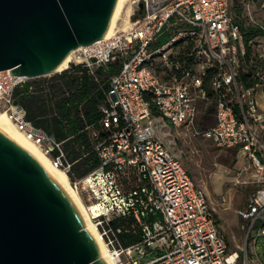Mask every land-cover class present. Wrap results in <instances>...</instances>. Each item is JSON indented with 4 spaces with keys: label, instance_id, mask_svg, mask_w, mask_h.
I'll return each instance as SVG.
<instances>
[{
    "label": "built area",
    "instance_id": "2783aa9c",
    "mask_svg": "<svg viewBox=\"0 0 264 264\" xmlns=\"http://www.w3.org/2000/svg\"><path fill=\"white\" fill-rule=\"evenodd\" d=\"M258 1L264 12V0L234 1L261 30L256 42H246L230 0H130L128 29L72 52L66 70L81 65L94 75L122 64L100 110L99 165L69 178L115 264H264L257 251L264 239V139L257 131L264 133V113L255 98L264 91V22L250 14ZM51 76L1 71L0 111L69 177L63 142L27 121L13 100L18 86ZM207 110L214 113L211 126ZM157 117L163 127L239 150L256 171L257 190L238 211L245 232L238 251H229L205 190L157 137Z\"/></svg>",
    "mask_w": 264,
    "mask_h": 264
},
{
    "label": "water",
    "instance_id": "95a60500",
    "mask_svg": "<svg viewBox=\"0 0 264 264\" xmlns=\"http://www.w3.org/2000/svg\"><path fill=\"white\" fill-rule=\"evenodd\" d=\"M116 1L0 0V72L54 74L103 39ZM84 226L57 181L0 127V264H108Z\"/></svg>",
    "mask_w": 264,
    "mask_h": 264
},
{
    "label": "trees",
    "instance_id": "16d2710c",
    "mask_svg": "<svg viewBox=\"0 0 264 264\" xmlns=\"http://www.w3.org/2000/svg\"><path fill=\"white\" fill-rule=\"evenodd\" d=\"M241 10V6H234L233 17L241 26L246 42H256L262 32L249 23L246 15H237ZM121 65L118 61L112 62L98 68L94 75L81 65H72L61 73L14 90V103L24 110L26 120L63 142L66 156L72 163L71 181L82 178L99 165L95 145L105 135L99 123L100 110L110 78L120 71ZM155 73H160L158 66ZM153 114L157 115L155 110ZM134 241L129 239L127 243Z\"/></svg>",
    "mask_w": 264,
    "mask_h": 264
},
{
    "label": "rangeland",
    "instance_id": "374dc122",
    "mask_svg": "<svg viewBox=\"0 0 264 264\" xmlns=\"http://www.w3.org/2000/svg\"><path fill=\"white\" fill-rule=\"evenodd\" d=\"M129 1H127L128 5H130ZM234 1L230 0L231 7L234 6ZM260 4V1L253 4L250 8V14L256 21L264 22V12L261 11ZM124 11H126V8ZM242 13L241 10V13L237 15L243 17ZM128 27L122 18L117 23L114 32L128 29ZM167 39V36L162 38V43ZM172 52V49L169 50L168 55ZM161 123V119L157 117L155 121L157 137L181 163L192 181L200 188L207 187L208 196L214 202V206L219 208L230 207L227 213H233L236 207L246 205L257 190V185L254 183L257 178L255 176L256 171L247 160L240 157L236 151L219 149L210 140L195 138L185 129L174 128L169 123L163 127L160 125ZM223 198L225 203H223ZM222 204H225V206ZM219 217L218 222L223 229L229 249L231 251L236 250L238 242L232 238V229L240 231L241 224H230L228 219L223 217L221 213ZM242 234L240 231V236ZM257 251L264 263L263 238L258 242Z\"/></svg>",
    "mask_w": 264,
    "mask_h": 264
},
{
    "label": "bare ground",
    "instance_id": "6f19581e",
    "mask_svg": "<svg viewBox=\"0 0 264 264\" xmlns=\"http://www.w3.org/2000/svg\"><path fill=\"white\" fill-rule=\"evenodd\" d=\"M127 1L128 0H117L116 1L115 7L113 10L111 19H110V23L108 25V28L103 38H108L114 33L117 23L122 18L127 26L131 25L130 16L132 12V7L128 5ZM125 8H126V11H124ZM71 59H72V53H70L69 55L65 57V59L62 61L60 66L54 70V73H61L64 70H66ZM0 127L4 131H6L10 136H12L17 142H19L42 165V167L57 181V183L61 186V188L65 191V193L73 201V203L75 204L78 212L80 213L85 223L84 230L87 228L92 232L94 238L96 239L101 249L102 255L99 256V259L103 258L108 264H115V262L111 260L110 253L105 243L100 238V234L98 230L96 229L94 223L91 221L89 217V212H88L87 207L84 205V203L82 202L77 192L73 189L68 175L63 170L54 168L51 165L49 158L41 151V149L38 146H36L33 142L28 140L23 135V133L18 131V129L9 120V118L4 112H0ZM92 211H95V209H92Z\"/></svg>",
    "mask_w": 264,
    "mask_h": 264
},
{
    "label": "crops",
    "instance_id": "0c3cea01",
    "mask_svg": "<svg viewBox=\"0 0 264 264\" xmlns=\"http://www.w3.org/2000/svg\"><path fill=\"white\" fill-rule=\"evenodd\" d=\"M255 98H256V101H257V104H258V107L260 109V111L262 113H264V91L262 89H258L257 92H256V95H255ZM201 109H205V105L204 104H201ZM203 114V112H202ZM201 114V115H202ZM204 119H205V125L206 126H211L214 121H215V117H214V113L212 110H207L204 114ZM257 131H258V134L261 135V137L264 139V133L259 129L257 128ZM228 151V150H227ZM233 151H236V153L242 157V153L237 150V149H233ZM257 175V174H256ZM255 175V176H256ZM257 177V176H256ZM196 184V183H195ZM205 190L207 196H208V193H207V187L205 188H202ZM208 199H209V202H210V206L211 208L213 209L214 213H215V217H216V220H217V225L219 227V229L223 232V229L221 228L220 226V223L218 222V220H220V213L223 215V217H225L226 219H228V221L230 222V224H234L236 225L237 223H240V227L242 226V224L244 223L243 220L239 217L238 215V211L239 210H242L244 207H241V206H238L236 207V209L234 210L233 213H227L228 210L230 209V207H224V208H219L217 206H214V202L210 200L209 196H208ZM248 202V201H247ZM247 204V203H246ZM223 206H225V204H222ZM227 213V214H226ZM240 231L243 233L241 236H240ZM240 231L238 230H235L234 228L232 229V238L234 241H237L238 244H237V248L236 250H230L229 249V245H228V249L230 252H233V251H238L240 247H242L244 245V240H245V232L242 230V228H240ZM228 244V243H227Z\"/></svg>",
    "mask_w": 264,
    "mask_h": 264
}]
</instances>
